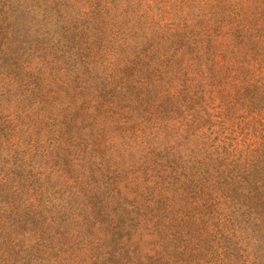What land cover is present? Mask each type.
I'll return each instance as SVG.
<instances>
[{"label": "rangeland", "instance_id": "obj_1", "mask_svg": "<svg viewBox=\"0 0 264 264\" xmlns=\"http://www.w3.org/2000/svg\"><path fill=\"white\" fill-rule=\"evenodd\" d=\"M0 264H264V0H0Z\"/></svg>", "mask_w": 264, "mask_h": 264}]
</instances>
